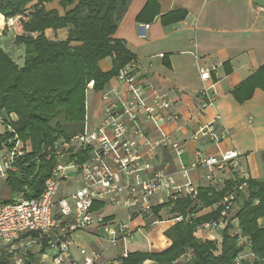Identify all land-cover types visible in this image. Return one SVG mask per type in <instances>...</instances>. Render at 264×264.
<instances>
[{"label":"trees","instance_id":"trees-1","mask_svg":"<svg viewBox=\"0 0 264 264\" xmlns=\"http://www.w3.org/2000/svg\"><path fill=\"white\" fill-rule=\"evenodd\" d=\"M0 0V15L6 21L21 18L23 34L15 38L25 47L24 65L20 67L2 47L0 36V114L4 124H10L27 146V152L17 159L5 184L19 198L36 199L45 182L58 164L49 149L60 139H70L84 130L87 115V93H103L105 87L120 71L137 61L127 43L114 39L130 5L129 0H58L66 10L61 16L56 10L47 11L45 4L55 0ZM160 15L159 0H146L137 21L151 23ZM187 12L174 11L162 17L167 22L185 20ZM47 30H67L65 41L50 40ZM111 58L112 69L102 71V61ZM264 91V66L235 89L240 103L250 100L256 90ZM15 116V119H12ZM10 137L5 130L0 135V146ZM242 184L237 191L239 208L222 231L219 244L196 236L198 228L218 220L224 197ZM210 213L202 211L214 208ZM96 204L93 210L103 209ZM164 208L171 216H184L165 232L171 246L161 252H133L118 264H264V229L259 220L264 217V183L254 179L227 180L217 192L212 187L200 188L198 198L184 196L168 201L155 209L157 215ZM246 238L240 243L239 236ZM36 235H33L35 237ZM48 239L42 243L40 255L49 248ZM28 253L26 264L38 262V255ZM250 254V257L248 256ZM15 256L3 252L0 264H7Z\"/></svg>","mask_w":264,"mask_h":264},{"label":"built area","instance_id":"built-area-1","mask_svg":"<svg viewBox=\"0 0 264 264\" xmlns=\"http://www.w3.org/2000/svg\"><path fill=\"white\" fill-rule=\"evenodd\" d=\"M141 38H146L149 25L141 26ZM135 64L120 71L117 80L126 86L124 91L111 90L103 93V118L95 126L88 127L70 139H60L49 149L58 164L46 180L43 194L36 199L22 196L15 202L0 200V255L5 251L15 256L7 264H26L29 251L26 249L38 241L48 239L52 254L34 264H118L134 251L131 249L135 234L143 228L132 227L136 219L149 227L182 223L184 216L163 219L155 212L156 207L168 201L189 196L198 198L199 188L191 180V174L200 169L207 171V183L217 192L228 180H247L242 165L243 155L236 151L221 152L218 156H206L201 150L194 154L193 162L181 164L178 174L186 182L178 184L170 165L155 163L159 151H174L180 157L181 142L174 140L163 127L175 123L180 117L173 112L174 101L167 92L148 93L138 81ZM214 68H201L203 81L211 80ZM93 85H91L92 87ZM199 93L203 110L215 103V85ZM220 118L207 125H200L193 140L203 139L219 146L228 132L218 134ZM10 137L0 146V183L5 182L18 158L27 152V146L19 140L10 126L4 124ZM72 182L77 188L60 197L63 184ZM242 184L226 195L221 202L223 208L218 220L201 225L198 231L225 230L229 223L238 228V220H232L238 207L237 191L245 190ZM162 196L158 206L154 200ZM96 204L104 208H116L127 214L126 220L112 219L93 210ZM103 208V209H104ZM93 231L102 239L101 250L82 248L80 258L72 254L73 235L77 232ZM33 235H36L33 237ZM240 243L246 238L239 236ZM42 247V245H41ZM23 252L18 254V250ZM118 250L117 259L106 262L105 256ZM18 254V255H17Z\"/></svg>","mask_w":264,"mask_h":264},{"label":"crops","instance_id":"crops-1","mask_svg":"<svg viewBox=\"0 0 264 264\" xmlns=\"http://www.w3.org/2000/svg\"><path fill=\"white\" fill-rule=\"evenodd\" d=\"M129 9L122 20L114 39L127 43L132 53L137 56L135 74L138 81L150 94L153 91L167 92L174 101L173 112L180 119L175 123L164 125V131L182 144V154L178 157L174 151H159L155 163L169 164V172L175 174L178 184L186 180L178 174L181 164L193 162L194 154L201 150L206 156H218L221 152L236 151L243 155L242 165L247 171L248 179L264 183V91L256 90L253 97L240 103L234 91L250 76L264 66V8L255 4V0H159L160 15L149 25L146 38H141L142 23L138 15L146 5V0H129ZM38 0H35V5ZM47 11L56 10L61 16L66 10L58 0L45 4ZM186 11L187 17L180 22H167L163 16L174 11ZM21 18L6 21L0 15V36L3 49L22 67L23 51L16 45L15 38L22 35ZM67 30L54 32L47 30L50 40L65 41ZM12 37V38H11ZM7 46L9 49H7ZM102 71L112 69V59L100 64ZM201 68H214L211 80L203 81ZM215 85L216 97L213 106L203 110L199 93L204 88ZM126 86L113 78L104 92L124 91ZM92 90V87L90 88ZM93 91V90H92ZM103 93H96L103 97ZM100 98L99 112L94 125L103 118L104 103ZM219 117L218 134L228 132L219 146L208 140L195 141L193 134L200 125H207ZM15 119V116H12ZM207 171L200 169L191 174L196 187L210 188L206 180ZM225 178L232 180L231 175ZM77 185L68 182L65 194L73 192ZM162 196L154 200L156 206ZM161 206V205H159ZM239 208V207H238ZM214 208L202 211L199 215L210 213ZM100 213L116 220H126L127 214L120 209L104 208ZM238 210V209H237ZM163 219L172 217L168 208L162 209ZM264 229V217L259 220ZM172 224L149 227L141 219H136L132 227L143 228L142 233L148 241L147 250L134 252L161 253L171 246L165 232ZM222 233V231H221ZM212 232L198 231L196 236L202 240H215ZM72 254L80 258L82 248L101 250L103 241L93 231L77 232L73 235ZM221 243V241H220ZM41 250V249H40ZM118 250L114 249L105 256V261L117 259ZM32 253V254H39ZM52 251L38 255V261L48 258ZM119 263V262H118ZM45 264H50L45 261ZM144 264H155L147 261Z\"/></svg>","mask_w":264,"mask_h":264},{"label":"rangeland","instance_id":"rangeland-1","mask_svg":"<svg viewBox=\"0 0 264 264\" xmlns=\"http://www.w3.org/2000/svg\"><path fill=\"white\" fill-rule=\"evenodd\" d=\"M12 38V37H11ZM19 47V46H18ZM7 49L8 46H7ZM20 49L23 51V55L25 56V47L24 46H20ZM25 60L23 61H19L20 64H23ZM102 96L101 95H97L94 91L90 90L87 93V101H86V105H87V115H86V123L88 127H92L94 125V119L96 118V115L99 112V107H100V98ZM5 114H0V117L3 118ZM5 133V127L2 124L1 120H0V135H3ZM67 183L63 184L61 187V193H60V197H65V189H66ZM0 200L2 201H6V202H15L17 200V198L12 194V192L10 191V189L7 187V185L5 184V182H1L0 183ZM222 230L218 229L213 231V235L214 237H218V243L220 244V241L222 239ZM135 241L134 244H132L131 249L134 250H140V251H144L147 250V246H148V241L146 236H144L143 234L137 233L135 234ZM170 241V240H169ZM171 242V241H170ZM41 245L42 243L40 241H38L37 244H32L31 246H28L26 249L29 251V253H38L41 249ZM23 252L22 249L18 250V254H21ZM17 254V255H18ZM248 256L250 257V254H248ZM188 259H184L183 261L180 262V264H184L185 262H187Z\"/></svg>","mask_w":264,"mask_h":264},{"label":"water","instance_id":"water-1","mask_svg":"<svg viewBox=\"0 0 264 264\" xmlns=\"http://www.w3.org/2000/svg\"><path fill=\"white\" fill-rule=\"evenodd\" d=\"M255 4L261 8H264V0H255Z\"/></svg>","mask_w":264,"mask_h":264}]
</instances>
